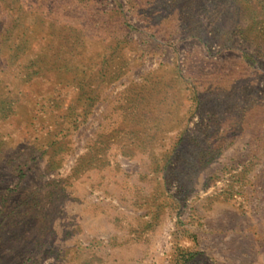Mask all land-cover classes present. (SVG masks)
Returning a JSON list of instances; mask_svg holds the SVG:
<instances>
[{"label":"rangeland","instance_id":"rangeland-1","mask_svg":"<svg viewBox=\"0 0 264 264\" xmlns=\"http://www.w3.org/2000/svg\"><path fill=\"white\" fill-rule=\"evenodd\" d=\"M0 264H264V0H0Z\"/></svg>","mask_w":264,"mask_h":264}]
</instances>
